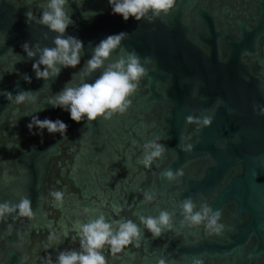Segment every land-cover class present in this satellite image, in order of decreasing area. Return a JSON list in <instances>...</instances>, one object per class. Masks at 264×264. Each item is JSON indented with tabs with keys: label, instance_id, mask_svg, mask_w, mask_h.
Returning a JSON list of instances; mask_svg holds the SVG:
<instances>
[{
	"label": "water",
	"instance_id": "water-1",
	"mask_svg": "<svg viewBox=\"0 0 264 264\" xmlns=\"http://www.w3.org/2000/svg\"><path fill=\"white\" fill-rule=\"evenodd\" d=\"M44 3L0 0V203L17 204L27 197L35 215L32 221L8 217L0 223V264H21L22 259L23 264H41L46 255L55 261L58 251L79 249L78 241H71L77 222H90L101 213L109 222L131 219L143 233L141 249L130 245L122 262L113 261L106 249L109 264H158L160 257L167 264H192L195 258L204 264H264V116L258 115L264 107V0H177L170 15L153 24L131 17L125 22L112 14L108 0H83L79 6L69 0L66 11L74 24L66 36L83 42L81 63L62 69L46 84L36 79L35 60H28L22 49L25 43L54 46L55 34L26 23V12L39 17ZM121 32L129 34L122 49L135 50L149 73L128 113L89 124L86 118L75 123L68 112L52 108L49 99L71 80L78 82L73 76L91 58L92 48ZM121 54L114 52L109 63ZM22 57L24 62H18ZM145 57L153 63L145 64ZM5 91L13 96L30 91L37 101L18 107ZM189 115H210L213 123L203 129L189 126ZM33 116L63 121L67 138L47 130L42 136L30 134ZM188 136L191 140L180 139ZM157 137L167 154L146 170L139 163L142 145ZM179 142L191 143L192 153L180 151ZM169 168H183L184 176L174 183L160 179ZM52 188L64 193L62 210L41 203L42 198L51 202ZM153 191L155 202L141 203L143 193ZM189 197L197 210L203 202L222 210L221 236H207L203 225L181 228L176 204ZM120 206L125 210L117 216L114 208ZM84 208L95 211L85 217ZM162 210L175 212V230L153 239L139 217H157ZM50 232L63 243L46 250Z\"/></svg>",
	"mask_w": 264,
	"mask_h": 264
},
{
	"label": "clouds",
	"instance_id": "clouds-1",
	"mask_svg": "<svg viewBox=\"0 0 264 264\" xmlns=\"http://www.w3.org/2000/svg\"><path fill=\"white\" fill-rule=\"evenodd\" d=\"M72 3L83 4V0H72ZM113 15L123 17L127 22L129 18H134L137 22L146 21L153 24L162 17H167L174 10L177 0H108ZM41 14L39 17L34 15L32 10L26 12V23L31 27L33 23L46 27L49 32L55 34L52 47H41L40 43L30 46L28 43L22 45L23 52L26 53L28 60H35L32 64V71L37 80H43L46 83L54 81L61 74L62 69H75L81 63V57L84 52V44L78 38L67 35L66 30L74 22L66 11L69 0H46L41 4ZM161 22H164L161 20ZM129 34L121 32L115 35H109L102 39L92 48L91 58L88 59L82 70L73 77L78 76L77 83L73 80L68 82L62 91L49 99L48 104L52 108L62 109L69 113L70 119L75 123H81L85 118L89 124L103 120L110 122L116 116H124L132 107L131 98L139 90L141 81L149 73L141 64L138 53L133 50L126 52L122 49V43L128 39ZM44 39H48V33L44 34ZM121 50V54L115 62L109 63L112 54ZM18 56V55H17ZM38 57V59H36ZM18 62H24L22 57ZM145 64L153 63L151 57L144 58ZM43 67V70H41ZM100 75L92 80L95 73ZM2 78V77H0ZM26 83H31V78L25 74ZM3 95L10 103L23 106L27 103L35 104L37 97L30 91H19L15 96L11 92H3ZM196 97V91L192 93ZM222 103V101H218ZM42 110V109H41ZM256 106H254V111ZM258 115L264 116V107L259 109ZM18 121V120H17ZM16 121V122H17ZM16 122L10 124L16 126ZM187 125H195L199 129L209 128L213 123V117L202 115L194 117L189 115L185 117ZM67 124L57 119L55 121L45 118L43 120L36 116L32 117L27 125L29 133L32 135H43L44 130L49 134H60L66 139ZM34 129H38L35 132ZM181 140H191V136L181 137ZM180 151L191 154L193 145L191 143L178 144ZM167 148L160 143V137H157L142 145L143 158L139 163L144 169L150 170L154 163L162 159L167 154ZM73 174L77 172L76 168L72 170ZM184 176L183 168L175 172L169 168L160 173V179L174 183ZM75 182V178L73 180ZM51 202L47 198H42L41 203L47 201L49 207L53 210H62L64 206V193L61 190L52 188L48 193ZM157 199L155 191L143 193L141 203L152 204ZM102 205L107 207V201L101 200ZM176 206L180 209L182 220L181 228L196 229L203 225L206 235L221 236L225 231V226L220 223L222 219V210H213L207 203H201L199 210L191 197L179 201ZM124 207L114 208L117 216L124 212ZM92 208H84L83 215L91 217L94 213ZM48 212L44 213L47 217ZM175 212L162 210L157 217L140 216L139 222L153 239L160 238L164 233L174 232ZM8 217L16 221H32L35 215L32 209V202L27 197H21L19 203L11 202L0 203V223H7ZM8 235L13 234L12 224L7 225ZM20 236V233H16ZM143 233L140 227L131 219L118 220L113 219L109 222L101 213L97 219L90 222H77L75 235L71 237L73 244L79 243V249H65L58 251L53 261L51 255H46L41 264H109L104 255L107 249L110 252L111 259L115 262H122V254L133 245L137 251L141 249V238ZM63 243L55 232H50L46 238L45 249H51ZM23 264V259L21 261ZM158 264H167L163 257L158 258ZM192 264H204L200 258L193 259Z\"/></svg>",
	"mask_w": 264,
	"mask_h": 264
}]
</instances>
